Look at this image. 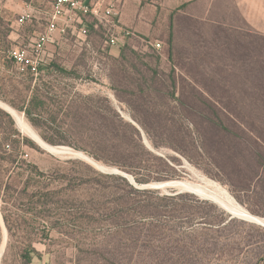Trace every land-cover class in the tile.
Returning <instances> with one entry per match:
<instances>
[{
	"label": "rangeland",
	"instance_id": "rangeland-1",
	"mask_svg": "<svg viewBox=\"0 0 264 264\" xmlns=\"http://www.w3.org/2000/svg\"><path fill=\"white\" fill-rule=\"evenodd\" d=\"M52 1L0 0V255L5 233L8 236L0 264H28L29 259L32 264H264V224L232 212L215 198L222 189L252 217L264 219L243 204H258L244 191L250 181L255 185L260 179L264 184V39L251 35L234 4L214 3L211 19L180 16L175 23L169 18L154 22L151 36L127 38L119 49L107 46L103 30L92 29L87 42L70 33L49 46L50 61L42 76L25 77L8 52L15 45L31 44L45 30ZM28 10L35 11V18L21 25L18 21ZM170 34L175 41L174 61L167 55ZM157 43L162 45L158 51L151 45ZM127 44L140 56L133 58L129 52L122 66L116 60ZM157 65L160 75L154 81L149 70ZM172 71L180 87L186 88L185 104L174 102L164 86ZM187 81L197 82L203 92L204 87H212L208 89L216 95L218 108L227 111L228 135L205 122L210 112L199 104ZM36 87L47 104L45 112L35 116V126L22 110ZM5 106L18 112L43 142L59 150L48 152L39 146ZM135 116L153 132L160 148H154ZM119 117L142 130L143 144L152 153L139 148L131 153L135 173L156 178L164 162L183 171L169 182L182 186L147 189L159 190L161 197L186 194L188 204L167 209L168 214L164 209L150 219L132 212L127 240L114 229V224L125 220L110 216L116 205L102 189L116 183L103 175L125 174L133 179L126 170L102 160H124L100 147L102 139L110 136H100L99 130L121 128ZM184 133L195 135L197 144L211 153L210 159L196 152L193 143L185 145L180 136ZM178 146L189 151L190 159L172 150ZM57 191L72 199L73 205L65 206L75 207L77 219L67 217V210L55 205L54 198L37 205L35 193ZM191 195L210 204L192 207ZM86 214L95 222L84 220Z\"/></svg>",
	"mask_w": 264,
	"mask_h": 264
},
{
	"label": "trees",
	"instance_id": "trees-1",
	"mask_svg": "<svg viewBox=\"0 0 264 264\" xmlns=\"http://www.w3.org/2000/svg\"><path fill=\"white\" fill-rule=\"evenodd\" d=\"M27 2L29 0H26ZM181 10V9H180ZM175 12H179V10H176ZM173 29V25H172ZM251 35H254L257 38H260L258 34L255 33V31L251 30ZM263 39V38H261ZM169 47L167 48V55L169 61H174V48H175V41L174 37L172 34H170L169 39H168V44ZM158 51V50H157ZM131 53L133 58H138L140 55L138 53H135L130 46L127 44L126 46L123 47L120 58L116 60L117 64H123L126 63L128 53ZM9 57V56H8ZM10 59V58H9ZM157 61L160 60L159 56H156ZM11 60V59H10ZM12 62V61H11ZM13 63V62H12ZM160 65V64H159ZM159 65H157L158 68H155L154 70H149V75L152 77L154 81L158 80V77L160 75L159 73ZM47 70V69H46ZM43 74V73H42ZM23 75V74H22ZM23 76H31L34 77L32 74H26ZM42 76V75H41ZM35 78V77H34ZM166 85V88L170 91L172 98L174 102L179 103V104H185L186 102V88H181L179 81L177 80L176 73L175 71H172V75L169 76V80H164V86ZM186 86L191 87L194 96L197 98L199 101V104L209 110V116L208 118H205V122L209 124L211 127H217L219 129L220 133L222 135H228L229 129L227 128L224 120L227 115V111L225 108H218L217 106V100L216 95L212 93L208 88H212L211 86L204 87V92L198 88L197 82L192 84L191 82H186ZM200 87V86H199ZM42 90H40L39 87H36L33 91V95L30 98L29 103L26 105V107L22 110L26 114V117L36 126V117L39 114H42L45 112L46 108V102L42 98L44 95L42 94ZM197 94V95H196ZM9 118V114L7 115ZM120 121L123 125H121V128H115V129H102L99 130L100 136H110L109 138L102 139L101 144L103 146L100 147H105L108 149L109 155L118 157L121 156L123 157V161L120 162H109L106 159H102L106 163H111L112 165L114 164L115 166L119 167L120 169L126 170V173L131 174L134 182L130 181L127 179L125 176H120V175H103V178L109 179L111 181H116L115 185H103V183H98V186H102V189L107 191L109 195L112 197L111 202L112 204L116 205V208H114L110 214L112 218H120L124 219L125 223L120 224L116 223L114 224V229H116L117 235H122L125 234L126 240H127V234L129 230H131L130 227V221L128 217H131V213L135 212L143 216L144 219H150L154 217L153 215H160L162 214V210L166 209L165 213L168 214L167 209L171 208H179L183 209L188 207V204H186V194H177L174 196H164L161 197V192L159 190H152V189H144L143 186H148L150 183L154 181H162V183H169L172 180L180 178L181 172H183L180 168H176L170 166L168 163L164 162V164H160L159 166L164 167L165 165L166 170L160 167V172H157V177L156 178H150V179H144L139 176L138 173H135L134 170L137 168L135 166L131 167V153L134 152L135 150L141 149L145 150V152L148 153V155H151V152H148L145 145L143 144L142 140V130L145 131V134L147 135L148 139L151 141L155 149L160 148L157 142L155 141L154 134L151 130H149L146 126V124L139 119L138 117H134L133 120L138 123V125L142 128L140 130L136 126L129 124L128 122H125L123 118H120ZM11 120V118H10ZM168 133V132H166ZM181 140L183 143L186 145L187 143L191 142L193 143V147L195 148V151L198 152L199 154H203L204 157H207L210 159L211 153H209V150L205 147H201L198 142V138H196L195 135L191 133H184L180 134ZM201 140V136L199 137ZM52 144H55V142H52ZM132 143H135V146H132ZM198 143V144H197ZM10 147V146H8ZM3 145L0 143V150L2 151ZM193 148V149H194ZM172 150L175 152L179 153L181 156L189 158L190 159V154L189 151L187 150H182L180 146L178 147H173ZM1 158V157H0ZM159 160H162V158H158ZM176 162L177 166L181 167L183 166L181 161L178 159H174ZM141 162V161H140ZM143 163V162H141ZM163 163V160H162ZM142 166L138 167L141 168ZM135 168V169H134ZM180 173V174H179ZM261 175V174H260ZM262 176V175H261ZM260 178V176H259ZM11 183V179L9 183L6 185L7 189L6 192H8L10 189H8V185ZM38 184L40 182H37ZM254 180L250 181L248 183V186L245 187L246 192H249L251 195L255 196V198L258 200L257 205L250 204L248 202H244L243 204L247 205L248 208L250 209V212L253 215L259 216L264 218V184L261 182L260 179H258V182L254 185ZM61 191H57L55 194H47L44 195L42 193H35L34 197L38 199V204L37 205H42L41 200L44 202L48 201L50 198H54L57 202H54L55 205H62L66 210V216L71 217L73 219H77V214L74 212L75 207H70V206H65L66 204H72V199L62 197ZM60 195V196H59ZM144 197V199H139L137 200L138 197ZM194 197V202L191 204L192 207H195L197 209H203L206 206H208L210 203L209 201L206 200H200L197 199L194 195H191ZM185 199V200H184ZM242 202V201H241ZM166 203V204H165ZM45 204V203H43ZM62 207V208H63ZM219 214L222 216L224 215V212L222 210H218ZM200 218V216H197ZM84 220L90 221V222H95V218L93 216H90V214H86L84 217ZM5 219V224L10 232L12 233V228L9 223V219L7 217ZM222 222V221H221ZM157 227V226H156ZM175 232V231H171ZM23 257V256H22ZM32 260H28V264H32Z\"/></svg>",
	"mask_w": 264,
	"mask_h": 264
},
{
	"label": "built area",
	"instance_id": "built-area-1",
	"mask_svg": "<svg viewBox=\"0 0 264 264\" xmlns=\"http://www.w3.org/2000/svg\"><path fill=\"white\" fill-rule=\"evenodd\" d=\"M124 0H105L99 6H93L86 0H53L51 9L46 12L47 27L31 44L27 46L15 45L9 52V58L20 74H32L35 78L42 75L48 66L50 54L49 46L55 44L59 38H66L71 34L88 41L91 30H103L107 33L106 44L112 49H119L127 38L138 37L121 27V11ZM34 10L23 13L19 19L21 25L32 22L35 18ZM119 34L116 35V34ZM159 50L161 43L151 44Z\"/></svg>",
	"mask_w": 264,
	"mask_h": 264
},
{
	"label": "crops",
	"instance_id": "crops-1",
	"mask_svg": "<svg viewBox=\"0 0 264 264\" xmlns=\"http://www.w3.org/2000/svg\"><path fill=\"white\" fill-rule=\"evenodd\" d=\"M104 1L86 0L93 6ZM214 3L234 4L246 25L264 39V0H124L120 23L137 36L149 37L154 33V22H167L169 18L175 23L180 16L208 20L214 13Z\"/></svg>",
	"mask_w": 264,
	"mask_h": 264
},
{
	"label": "bare ground",
	"instance_id": "bare-ground-1",
	"mask_svg": "<svg viewBox=\"0 0 264 264\" xmlns=\"http://www.w3.org/2000/svg\"><path fill=\"white\" fill-rule=\"evenodd\" d=\"M4 108L6 109L7 112L10 113V115H12L13 118L16 119V121H17L18 125L20 126L21 130L26 135H28L30 138H32L33 140H35L38 143L39 146H41L42 148H44L48 152H54V151L56 152L57 150H59L58 148H56L54 146H51V145H48L45 142H43L39 138V136L36 134V131H34L32 129V127H30L29 125H27L25 123V121L23 120V118L20 116V114L18 112H16L15 110L11 109L8 106H5ZM211 185H213V184L211 183ZM227 194H226L225 191H222V189H221L220 196H215V195L214 196H215L216 199H219L220 200V203L222 202V203L226 204L228 207H230V210H232V212L238 213L239 215L243 216L246 219L250 218L253 221H256L257 223L264 224V219H259V218H256V217H252L249 212L245 211L240 205L236 204L235 201H233L234 199L232 200V198H230L229 196H227ZM214 196H213V198H214ZM5 234H6L5 235L6 239H4V242L2 244L3 245V248H2V251H1V255H0V260H1V256H3V254L5 253L6 242H7V239H8L7 233H5Z\"/></svg>",
	"mask_w": 264,
	"mask_h": 264
},
{
	"label": "water",
	"instance_id": "water-1",
	"mask_svg": "<svg viewBox=\"0 0 264 264\" xmlns=\"http://www.w3.org/2000/svg\"><path fill=\"white\" fill-rule=\"evenodd\" d=\"M126 178H127V176L125 175V174H123ZM133 183H135L134 182V180L132 179L131 180ZM182 186L181 184H179L178 182L177 183H165V184H162V183H160V184H156V185H153V186H143V188L144 189H147V188H167V187H170V186ZM187 190H190L189 188H187L186 189V191ZM190 191H193L194 193H197L195 190H190ZM197 195H199V194H197ZM6 230V229H5ZM7 232V231H6ZM7 246V245H6ZM4 256V255H3ZM1 261V260H0Z\"/></svg>",
	"mask_w": 264,
	"mask_h": 264
}]
</instances>
